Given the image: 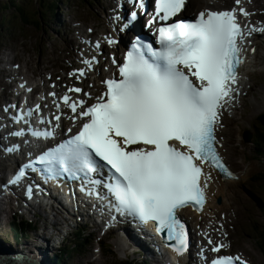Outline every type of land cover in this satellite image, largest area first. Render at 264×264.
<instances>
[{
    "label": "snow or ice",
    "instance_id": "6c2138e0",
    "mask_svg": "<svg viewBox=\"0 0 264 264\" xmlns=\"http://www.w3.org/2000/svg\"><path fill=\"white\" fill-rule=\"evenodd\" d=\"M132 2L141 10L146 8L145 0ZM185 4L186 0H155L148 26L162 22L157 29L159 48L137 40L119 68L120 78L105 82L106 92L96 103L85 107L83 100L73 101L67 95L62 98L85 122L70 140L36 162L44 166L46 179L64 175L79 179L91 186L88 194L97 197L98 189L104 188L105 198L111 197L110 208L142 224L154 222L157 233L172 242L170 246L180 255L187 250L189 240L178 212L188 206L202 210L206 203L202 165L232 175L217 152L215 132L221 109L237 91L234 86L243 64L245 36L264 31L253 27L245 32L235 9L201 12L195 21L167 23ZM240 11L244 17L250 15ZM130 16L134 20L136 13ZM84 75L79 71V76ZM69 91L80 93L82 89ZM35 111H40L39 105ZM32 114L29 110L27 116ZM17 119L25 117L21 114ZM55 119L59 121L60 116ZM31 134L37 138L53 135L37 130ZM25 169L37 170L34 164L24 165L11 183H19ZM222 247L212 250L219 253ZM211 264L246 262L239 256H223Z\"/></svg>",
    "mask_w": 264,
    "mask_h": 264
},
{
    "label": "rangeland",
    "instance_id": "374dc122",
    "mask_svg": "<svg viewBox=\"0 0 264 264\" xmlns=\"http://www.w3.org/2000/svg\"><path fill=\"white\" fill-rule=\"evenodd\" d=\"M85 3L86 8L83 10L81 5H79L78 0H59L56 12L54 14H48V10L46 8L39 10L38 0H0V36L3 35V45L6 44L7 47H12L13 52H20L22 61L17 60L20 61L18 64H21V62L24 63V73H27L30 79L41 84L40 77L43 79L46 77L47 73H51L53 74V80H55L57 76L61 75L60 73L63 67L71 63L72 60H70V55L72 53L74 54V51L72 50L74 43L71 41V37L67 34L69 30V28H67L69 27V21H80L82 23L83 32L86 36H89V27L94 26L88 25V23L90 21H95V19L91 18L83 20L85 18L83 13L86 14V10L96 12L97 3L94 2L93 4H90L89 0H86ZM24 7L26 8V12L30 18L41 19V27H37L32 23L23 24V22L19 19L17 11L22 8L24 10ZM61 20L63 22H59ZM2 21L6 22V25H2ZM78 32L79 31L77 30V33ZM73 38H75V36ZM10 54H12V52H10ZM255 66L261 69L259 65ZM253 86L252 84L245 86L246 89L249 88L247 94L248 96L243 102L245 104V111L242 110L239 112L238 115H236L235 120L232 121V124L226 127L230 128L232 126L233 129L231 130L233 133L231 136L229 135V137L232 138L231 142L229 141L230 138L226 137L229 147L226 149L225 156L233 169L239 172V179L232 181V183L224 184L221 181H217V185H219L222 189L220 196L227 199L229 205L225 212L233 221L230 223V229L235 231L236 234L232 238L245 241V247L248 252L254 255L259 264H264V260L260 252H258L254 241L256 234L260 235L262 234L261 231L264 232V214L262 210L258 209L257 201L249 195H254L258 200H261L264 203V189L260 187L261 185L257 186L250 184L249 182V178L252 174L264 171V155L259 158H254V161L248 164L247 155L250 151L249 149L246 150L247 145L243 139L244 132L254 126L257 121V117L264 113V104L263 107L262 105H258V102H262L264 100V92H262L264 87L261 89L257 84H254ZM245 112L247 114H245ZM252 116L253 125H250L249 123L252 124ZM214 206L218 207L217 205ZM18 219H25L32 222L33 218L31 215H28L25 218L17 216L5 227L1 225V245L3 243L7 247L11 246L18 249L26 242V240L22 241L20 244L15 242L14 232L11 229V223L13 221H18ZM52 221L53 218L49 215V217H46V219L42 218L37 221V223L40 224V226H44L46 224L51 225ZM54 221L57 224L60 223L57 217H54ZM256 222L262 226L261 231L258 226H255L252 230V226ZM47 234L51 235L50 232H47ZM105 242L107 245L112 247L113 254L104 253L102 258L99 257V259L93 262V264H120L126 261L130 262L134 259L127 258L126 242H122V240L118 239L116 233L109 239H106ZM258 242L260 244L262 243L260 237ZM29 244L30 243H28V245ZM51 254L48 255L52 256ZM98 256L99 255L96 254V257ZM51 263H54L53 260ZM69 263L76 264L75 257L70 259Z\"/></svg>",
    "mask_w": 264,
    "mask_h": 264
},
{
    "label": "bare ground",
    "instance_id": "6f19581e",
    "mask_svg": "<svg viewBox=\"0 0 264 264\" xmlns=\"http://www.w3.org/2000/svg\"><path fill=\"white\" fill-rule=\"evenodd\" d=\"M202 4H203V0H191V1H189L190 7L196 5L198 9L201 7ZM97 19L100 20V24H101L102 23V20L99 17H97ZM73 23H74V20H70L68 24H69V26H71V25H73ZM96 26H97V24H96ZM100 32H102V31H100ZM258 60H259V67L261 69H264V64L262 62V59L259 58ZM254 67H256V66L255 65H250L249 67L246 68V70H243V74H242L243 77H242V79L244 80V82H245L246 85L248 84L246 82L249 79V77H250V83H252V80H253V77H251V74L248 73L247 70H250V69H252ZM99 90H101V88L98 85V83L95 82V87H94V90H93L92 94H97L99 92ZM263 104H264V100L262 102H258V105H262V107H263ZM238 113L236 115H238ZM245 120H250V119H245ZM231 129H233L232 126L230 128H227V129L225 128V129H223V130L220 131V138H221V140L223 142V147H222L221 150H222V152L225 155H226V149H227V147H229L228 144H227V141H226V135H227V138L229 137V135L231 136V134L233 133ZM229 138H230L229 141L231 142V139L232 138L231 137H229ZM4 168L6 169L5 166H4ZM224 183H230V182L227 181V182H224ZM212 188H213V191L217 190V194L218 195H220L222 193V189H220L218 185L216 186V189H215V186H212ZM54 217H57L58 218V214H56ZM4 264H17V263L14 261V258H11V259H7Z\"/></svg>",
    "mask_w": 264,
    "mask_h": 264
},
{
    "label": "trees",
    "instance_id": "16d2710c",
    "mask_svg": "<svg viewBox=\"0 0 264 264\" xmlns=\"http://www.w3.org/2000/svg\"><path fill=\"white\" fill-rule=\"evenodd\" d=\"M36 1V0H35ZM51 0H38V2H39V5H38V7H39V10L41 9V7L42 6H44V5H47L49 2H50ZM53 4H55V1H53V2H51V3H49L48 4V9L51 7V6H53ZM46 7V6H45ZM17 13L19 14V16L21 17V20H23V19H27V16H26V8L24 7V10H23V8L21 9V10H19V11H17ZM62 263V261H60L59 260V264H61Z\"/></svg>",
    "mask_w": 264,
    "mask_h": 264
}]
</instances>
